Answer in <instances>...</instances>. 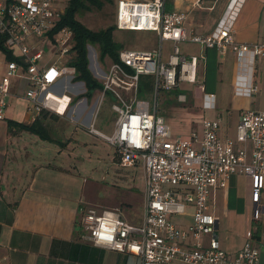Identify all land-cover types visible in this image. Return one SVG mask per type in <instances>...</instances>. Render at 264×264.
<instances>
[{"label":"built area","instance_id":"1","mask_svg":"<svg viewBox=\"0 0 264 264\" xmlns=\"http://www.w3.org/2000/svg\"><path fill=\"white\" fill-rule=\"evenodd\" d=\"M67 1L0 0V36L4 37V47L21 62L5 63L0 76V121L4 119L12 79L26 84L23 99L29 123L41 111L63 116L72 103L70 90L79 85L84 88L82 82L74 81L75 71L68 65L75 56L71 32L67 28L52 32ZM168 1H115L116 31L150 32L159 44L170 43L171 49L164 62L160 45L157 51L150 52L123 49L117 54V62H109L104 71L93 73L101 86L97 104L103 97H110L114 122L111 133L102 134L94 128L93 108L86 127L87 134L113 149L117 167H139L143 187L141 220L131 225L114 212L80 209L78 227L90 245L132 256L140 264H258L257 250L249 241L232 255L218 247L216 219L209 211L208 200L213 191L225 189L229 177L243 176L250 181L252 222L264 216V111L243 112L234 139L229 140L218 137L217 120L206 119L200 122L199 137L192 133L172 138L156 108L160 93L179 91L181 84H187L194 86V93L201 97V109H212L213 97L203 93V85L197 80L201 57L184 56L179 43L215 49L221 55L233 54V95L248 96L255 90L251 85L252 65L256 58H264V40L251 45L233 42L232 23L242 0H227L222 17L206 35L186 29L184 13L168 9ZM48 51L51 57L41 64ZM141 76L151 80V103L145 97H136ZM175 99L184 102L186 96L178 93ZM60 102L64 103L61 114L55 109ZM187 210L189 223L175 225L171 218Z\"/></svg>","mask_w":264,"mask_h":264},{"label":"crops","instance_id":"2","mask_svg":"<svg viewBox=\"0 0 264 264\" xmlns=\"http://www.w3.org/2000/svg\"><path fill=\"white\" fill-rule=\"evenodd\" d=\"M198 3V0H169L167 8L184 13L183 26L186 29L206 35L222 17L227 0ZM232 40L241 45L264 40V0L241 1L232 23ZM36 44L46 46L41 42ZM181 53L187 57H201L197 80L203 85V93L213 97L212 109L202 111L217 109L219 118L215 116L206 120L218 121L217 135L220 139L233 140L236 124L243 112L264 111V58H256L252 65L251 85L255 88L254 92L248 96H235L236 58L233 54L221 55L215 49L198 46L194 54ZM167 56L161 55V61L164 62ZM40 63H46L45 57ZM12 80L4 119L0 121V264H140L132 256L90 245L83 240L78 227L80 209H93L100 213L108 210L98 209L109 206L118 209L121 206V219L131 225L138 224L142 216V191L138 204L141 213L138 214L132 211L133 203L127 199L100 205L91 193L98 189V184L93 182L94 175L88 161H98V158L97 145L87 138L101 141L86 133L93 111L87 102L94 94L89 100L83 97L75 99L74 95L84 92L79 85L70 90L74 92L71 93L72 103L63 116L45 115L44 124L49 130V123L66 121L63 125L65 129L60 130L59 136L53 137L51 133L52 139L61 145L47 143L26 132L7 131L6 120L29 123L23 94L18 96L14 91L19 82L24 86V93L26 84L22 80ZM223 83L231 89L226 104L221 102ZM195 97L199 98L196 94ZM222 115L225 118L220 122ZM230 129H233V135L229 134ZM245 148L248 153L249 145L246 144ZM78 157L86 161H75ZM138 177L143 190L142 174ZM262 203L264 205V199ZM208 207L216 219L214 234L218 247L227 255H232L249 241L257 250L258 264H264V216L258 222L251 220L249 179L229 177L224 190L212 192ZM171 220L179 227L186 226L190 211Z\"/></svg>","mask_w":264,"mask_h":264},{"label":"rangeland","instance_id":"3","mask_svg":"<svg viewBox=\"0 0 264 264\" xmlns=\"http://www.w3.org/2000/svg\"><path fill=\"white\" fill-rule=\"evenodd\" d=\"M115 1L116 0H112L111 4H104L101 10L93 9L91 10V12L77 15L76 20L86 29L91 31H97L105 29L108 26H112L114 19ZM112 40L114 43L121 45L122 50L125 49L127 51L134 52L157 51L160 45V52L162 57H165L167 54H169L171 49L170 43L163 42L159 44L156 41L155 35L150 32H125L114 30L112 32ZM177 46L178 49L183 53L194 54L197 50L196 45L188 43H179ZM97 56L98 54L96 47H87V67L92 77L93 73L104 71V69L110 62L108 59L99 61ZM44 57L45 60L46 58H50L51 52L48 51ZM4 66L5 62L2 55L0 54V76L4 74ZM12 82L14 83L15 80H12ZM15 88V93L18 96H21L23 94L22 90L24 89V86L21 83L17 82ZM222 89L223 91L221 102L223 104H226L229 100L231 89L227 83H223ZM82 90L83 89L81 88V91ZM72 93L74 94V92ZM78 93L75 99H78L77 96L82 94V92H80V94ZM174 93H183L186 96L184 102L176 101V95H174ZM93 94L94 95L91 101L87 102V104L88 106L90 105L92 109L94 108V128L101 131L105 135H109L111 133L114 122L113 115L109 110L110 102L106 97H103V101L97 104L99 101L98 98H100V92L95 91ZM194 94V86L181 84L179 91L174 90L168 93H160L158 95V104L156 108L157 113L161 117H163V119L169 125L171 131L170 133L172 134L173 138L188 136L192 133L196 134L199 137L201 120L204 118L206 119L215 116L219 118L220 116L217 109H214V111H202L200 106L201 97L197 98ZM145 100L151 103V97L146 96ZM6 102H8V99L6 100ZM216 103L218 104V100H216ZM49 114L54 115L51 113ZM223 117L225 118L224 115L220 117V122L224 121ZM65 122L59 121L53 122L51 124L49 123V128L51 129L50 131L53 137L59 136V132L65 129L63 126ZM229 134L233 135V129H230ZM87 140H91L97 145L96 151L98 161L94 159H90V161H88L90 162V169L93 171L94 175H92L93 182L95 181L98 184V189L95 188L94 193L91 192L93 197L98 199L97 202L100 205H108L124 198L133 203L134 208L132 211L135 214L141 213V207L140 205H138L142 196L140 180L138 177V175H141L139 167H135L134 169L117 167L112 162L114 151L110 146H108L102 140L98 141L97 139L92 137L87 138ZM74 160L86 161L85 158L81 159V157H78V159L75 158ZM129 188L132 189L129 190ZM121 209V206H119L118 209L109 206V208L98 210H108V212L113 211L122 217V213L120 211ZM135 214H132L133 217H136Z\"/></svg>","mask_w":264,"mask_h":264},{"label":"trees","instance_id":"4","mask_svg":"<svg viewBox=\"0 0 264 264\" xmlns=\"http://www.w3.org/2000/svg\"><path fill=\"white\" fill-rule=\"evenodd\" d=\"M111 2L112 0H68L63 14L52 31L56 32L61 28H67L72 34V50L75 56L68 65L75 71L74 81L82 82L85 89V92L81 96H78V98L83 97L89 100L95 91H100L101 89L100 84L89 73L86 47H96L98 60L103 61L104 59H108L110 62H117V54L122 50V47L112 40V32L115 30L113 25L105 29L91 31L82 26L76 20V16L91 12L93 9L101 10L104 4H111ZM0 54L5 63L14 62L19 65L21 63L18 58L13 57L12 53L4 47V37L2 36H0ZM151 91L150 78L146 76L139 77L136 97L139 99L144 98L151 94ZM174 95H177V93H174ZM107 99L109 100L110 97L107 96ZM48 114L46 111H41L37 118L28 124L6 120L7 131L26 132L35 136L40 141L61 145L60 142L52 139L50 130L44 124V117ZM50 116L54 117L53 115Z\"/></svg>","mask_w":264,"mask_h":264},{"label":"bare ground","instance_id":"5","mask_svg":"<svg viewBox=\"0 0 264 264\" xmlns=\"http://www.w3.org/2000/svg\"><path fill=\"white\" fill-rule=\"evenodd\" d=\"M64 101H66V100H64ZM63 104H64L63 102H60L58 106L57 105L55 106V109H56L57 113H59V114L62 113ZM59 108H61V111H58Z\"/></svg>","mask_w":264,"mask_h":264}]
</instances>
